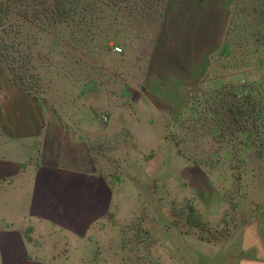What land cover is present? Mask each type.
Masks as SVG:
<instances>
[{"label":"rangeland","instance_id":"rangeland-1","mask_svg":"<svg viewBox=\"0 0 264 264\" xmlns=\"http://www.w3.org/2000/svg\"><path fill=\"white\" fill-rule=\"evenodd\" d=\"M12 5L0 36L23 67L7 78L67 114L83 83L97 104L90 144L114 200L81 264L222 257L264 205V0Z\"/></svg>","mask_w":264,"mask_h":264},{"label":"crops","instance_id":"crops-1","mask_svg":"<svg viewBox=\"0 0 264 264\" xmlns=\"http://www.w3.org/2000/svg\"><path fill=\"white\" fill-rule=\"evenodd\" d=\"M2 69L0 264H81L114 200L90 144L97 104L83 101V83L78 113L67 114L52 94L21 88ZM225 243L222 257L196 264H264V205Z\"/></svg>","mask_w":264,"mask_h":264},{"label":"trees","instance_id":"trees-1","mask_svg":"<svg viewBox=\"0 0 264 264\" xmlns=\"http://www.w3.org/2000/svg\"><path fill=\"white\" fill-rule=\"evenodd\" d=\"M15 1V0H4L1 5H0V19H2V17H6L7 15V12L9 10H12L14 9V5H12V2ZM4 37H8L7 34H4L3 37L0 36V61L4 62L5 65L11 70L13 71L15 68H21L23 67V65L21 64V62H15V55L11 57V51L14 49V46H12V44H7L8 43V40ZM16 76V75H15ZM15 76L13 77L12 76V80L13 82L20 86L21 88H24L22 87L20 84V82L17 81V79L15 78ZM17 77V76H16ZM20 83V84H19ZM26 89V88H24ZM28 90V89H27ZM189 211H190V214H194L196 212V209L195 207H193L192 205H190L189 207ZM198 216V214H197ZM174 222H177V219H174Z\"/></svg>","mask_w":264,"mask_h":264},{"label":"built area","instance_id":"built-area-1","mask_svg":"<svg viewBox=\"0 0 264 264\" xmlns=\"http://www.w3.org/2000/svg\"><path fill=\"white\" fill-rule=\"evenodd\" d=\"M116 50L120 51V50H121V48H116ZM105 119H106V117H105Z\"/></svg>","mask_w":264,"mask_h":264}]
</instances>
